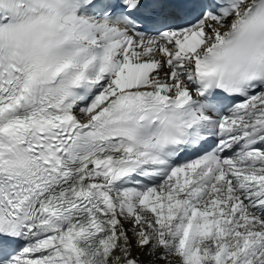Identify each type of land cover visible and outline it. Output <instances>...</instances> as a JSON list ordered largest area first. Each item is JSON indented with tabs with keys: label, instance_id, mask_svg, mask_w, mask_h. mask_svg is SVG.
<instances>
[{
	"label": "snow or ice",
	"instance_id": "snow-or-ice-1",
	"mask_svg": "<svg viewBox=\"0 0 264 264\" xmlns=\"http://www.w3.org/2000/svg\"><path fill=\"white\" fill-rule=\"evenodd\" d=\"M0 264H264V0H0Z\"/></svg>",
	"mask_w": 264,
	"mask_h": 264
}]
</instances>
